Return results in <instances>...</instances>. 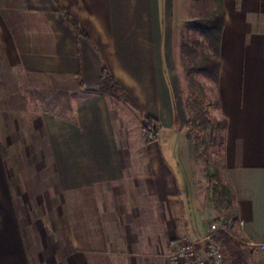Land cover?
<instances>
[{"label": "crops", "instance_id": "0c3cea01", "mask_svg": "<svg viewBox=\"0 0 264 264\" xmlns=\"http://www.w3.org/2000/svg\"><path fill=\"white\" fill-rule=\"evenodd\" d=\"M223 8L213 83L251 252L264 244V0ZM190 18L191 0H0V264H167L173 241L201 236L208 175L187 141L180 64ZM103 66L130 102L97 92Z\"/></svg>", "mask_w": 264, "mask_h": 264}, {"label": "rangeland", "instance_id": "374dc122", "mask_svg": "<svg viewBox=\"0 0 264 264\" xmlns=\"http://www.w3.org/2000/svg\"><path fill=\"white\" fill-rule=\"evenodd\" d=\"M183 35L187 37V40H200L198 35L186 32L185 30L181 33V37ZM199 59V56L188 58L186 56L182 57L181 55L180 57L181 69L185 74L188 86L185 101V109L187 112L186 129L187 133L191 135L192 145L194 147L193 151L195 153L194 157L202 167L206 168L208 175L206 181L207 186L203 192L200 206L206 225L204 230L201 231V237L211 235L222 246L226 255L229 254L230 258H233L232 252L223 243V239L220 236L224 234L237 242H242V240L238 232L239 225L234 217V206L231 203L226 170L223 165V145L221 144V124L223 119L217 112L215 85L213 81L204 75L192 74V72L189 74L185 69V65H188L189 62L190 65L192 62V65L194 64L193 66L196 65L199 67L196 64ZM182 60L186 62L184 66ZM37 96L44 101V105L46 106L44 108L49 110L50 108L51 110L54 109L55 105L54 101L51 100L49 89L37 90ZM56 97H59L58 103L60 106L56 108L57 112L66 114L65 105H62L60 102V99L63 100V95L57 92ZM32 147L37 149V145L24 146L27 154V162L29 161L28 158H33L34 148ZM35 153L37 154V150ZM17 155L21 158V153H17ZM25 170L26 173L34 175L36 182H33V187L31 188L37 189V166H26ZM13 171V174L16 176L18 167L13 166ZM13 179L17 180L18 178ZM21 184L22 189H31L28 181L27 184L23 182ZM16 188L21 190V186ZM186 237L192 238L190 235H185L183 238ZM241 249L244 251L243 260L245 264H264V257L262 255L252 251L249 252L247 248V250H244V247H241Z\"/></svg>", "mask_w": 264, "mask_h": 264}, {"label": "trees", "instance_id": "16d2710c", "mask_svg": "<svg viewBox=\"0 0 264 264\" xmlns=\"http://www.w3.org/2000/svg\"><path fill=\"white\" fill-rule=\"evenodd\" d=\"M68 20V19H67ZM68 22L74 28V30L81 35L82 37L88 39L87 35L80 32L77 26L72 23L70 20ZM225 22V11L223 8V0H191V18L186 23L185 31L196 34L200 37V40H187L186 36L181 37L180 51L182 57L186 56L197 57L200 59L196 62V65L193 66L192 62L188 65L184 60H182L183 66L189 74H199L204 75L209 80L216 82L217 74L219 70V47L221 33L224 27ZM98 93L108 94L115 99H122L125 102H130L129 99L123 95L121 89L115 83L113 78L109 75L106 68L103 66L101 69V79L98 86ZM132 104V103H131ZM146 122V127L153 129L157 132L156 123L148 116L144 117ZM225 129V121L222 120L221 124V144L223 145V131ZM187 141L191 148V153L195 156L193 151V145L191 140V135L187 134ZM229 193L231 203L234 206V199L232 194V189L228 183ZM225 189V188H224ZM227 190V189H225ZM228 191V190H227ZM234 217L236 219V209L234 206ZM222 234V233H221ZM223 239V243L228 247L232 252L234 258L233 264H245L243 260V249L247 250L244 242L235 241L226 235L222 234L220 236Z\"/></svg>", "mask_w": 264, "mask_h": 264}, {"label": "built area", "instance_id": "2783aa9c", "mask_svg": "<svg viewBox=\"0 0 264 264\" xmlns=\"http://www.w3.org/2000/svg\"><path fill=\"white\" fill-rule=\"evenodd\" d=\"M146 141L152 142L157 137V132L144 127ZM241 225V222H239ZM250 250L264 257V244L248 246ZM234 258L224 252L222 246L211 235L198 238H183L171 245L167 256L168 264H233Z\"/></svg>", "mask_w": 264, "mask_h": 264}]
</instances>
